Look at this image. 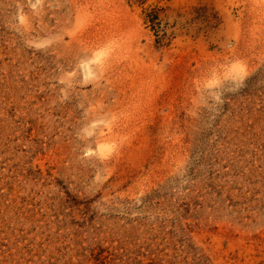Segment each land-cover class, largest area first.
Returning <instances> with one entry per match:
<instances>
[{"label": "rangeland", "instance_id": "1", "mask_svg": "<svg viewBox=\"0 0 264 264\" xmlns=\"http://www.w3.org/2000/svg\"><path fill=\"white\" fill-rule=\"evenodd\" d=\"M0 264H264V0H0Z\"/></svg>", "mask_w": 264, "mask_h": 264}, {"label": "bare ground", "instance_id": "2", "mask_svg": "<svg viewBox=\"0 0 264 264\" xmlns=\"http://www.w3.org/2000/svg\"><path fill=\"white\" fill-rule=\"evenodd\" d=\"M105 140H106V137H105Z\"/></svg>", "mask_w": 264, "mask_h": 264}]
</instances>
